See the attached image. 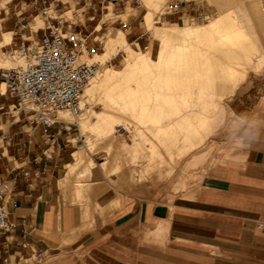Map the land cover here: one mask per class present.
<instances>
[{
    "label": "crops",
    "instance_id": "1",
    "mask_svg": "<svg viewBox=\"0 0 264 264\" xmlns=\"http://www.w3.org/2000/svg\"><path fill=\"white\" fill-rule=\"evenodd\" d=\"M194 2L207 14L214 9L230 10L222 5L223 0ZM130 3L56 0L51 7L58 18L52 24L84 33L88 24L93 33L101 28V17L93 22L100 13L107 10L105 17L111 16ZM40 7L39 1L0 0V57L21 38L36 43L44 25L42 18V25L35 21L41 17ZM71 9L75 20L62 17L71 14ZM186 14H178L179 21L188 19ZM257 15L264 18V10ZM146 30L135 36L138 45ZM118 31L122 30L99 34L100 40ZM4 34L9 39L6 43ZM252 42L263 56L264 50ZM238 103L243 105L241 99ZM14 104V98L0 91V191L12 225L0 232V264L264 263L263 147L247 153L243 167H215L206 173L193 198L176 197L170 203L167 183L160 182L158 190L148 184L119 185L115 178H106L102 167L92 173L99 179L93 183L87 179L84 185H91L83 188L64 177L66 156L71 153L67 165L74 163L77 152H72L71 133L60 131L53 144L46 142L41 126L13 110ZM157 205L165 207L163 216L155 214ZM38 251L43 253L39 262L34 258Z\"/></svg>",
    "mask_w": 264,
    "mask_h": 264
},
{
    "label": "bare ground",
    "instance_id": "2",
    "mask_svg": "<svg viewBox=\"0 0 264 264\" xmlns=\"http://www.w3.org/2000/svg\"><path fill=\"white\" fill-rule=\"evenodd\" d=\"M148 1L149 4L153 3L152 0H144L146 4ZM149 29L154 41L153 48L149 51L142 50L136 42L134 46H131L122 31H118L116 35L103 36L100 40L103 52H94L91 56L84 54L83 59L87 62L94 60V62L104 63L105 55L113 54L117 44L126 48L127 59L124 60L121 68L116 69L112 65H107L88 81L79 97L81 110L77 117L69 111H61L59 114L67 122H76L81 136L89 129L97 131L101 138H104L102 144L107 149H111L110 152L113 148L116 152H121L122 147H131L137 137L142 140L141 136H145L142 138L147 139V143L148 140L150 141L148 159L155 158L154 154L160 151L158 147H162L163 150H161L170 160L173 155L175 157V154H178L175 151L177 153L174 152L175 154L172 155L174 149L170 151L173 146L178 148L177 143L182 144L180 148L183 149H178L182 152L184 150V153L199 143L195 137L201 135L202 130L206 132V129H209L211 124L209 122L214 121L212 116L217 117V114L212 115L217 110L211 113V107H217L219 103L217 99L235 91L239 86L240 78L246 75V65L250 63L253 54L259 52L237 17H233L229 12L219 13L204 24H191L187 20H181L180 23L172 25L153 24ZM3 36V42H8L7 35ZM173 41L177 42L172 43ZM225 45H228L226 49ZM227 48L231 55L223 52L225 50L228 52ZM222 52L227 54L226 64L222 59ZM233 52H235L234 57H232ZM3 57L6 59L4 65L15 64L21 67L26 65L25 59L21 56H12L8 53ZM1 61L3 59L0 57V63ZM0 67L4 66L0 65ZM4 90L5 86L1 84L0 91L4 92ZM95 103L102 105L100 110L93 109ZM123 121L133 124L135 131L133 141L119 143L110 138L114 132L115 123L121 124ZM125 124H121V127L127 129ZM202 139L201 136L198 140ZM192 140L196 142L193 143ZM91 142L87 141L86 144L93 149L97 144ZM142 145L141 147L144 148ZM88 146L87 149H89ZM101 150L103 151L102 148ZM112 152L115 153V151ZM184 153L180 157L184 156ZM108 154L112 155V153ZM116 154L113 156H117ZM118 154L120 157L122 153ZM73 155L74 163L68 164L69 169L85 161L93 164L89 157L87 160L81 158L77 152ZM165 156L163 158L169 163ZM118 159L120 165H117V168L121 167L124 161L126 163L125 159L128 157L124 159L122 156ZM152 161L153 164L163 162ZM101 164L103 172L108 173L109 160L106 159ZM124 167L126 168V165ZM151 168L147 169L153 171L154 169ZM145 170L141 175L139 174L140 177H144ZM151 171L146 173L149 174Z\"/></svg>",
    "mask_w": 264,
    "mask_h": 264
},
{
    "label": "rangeland",
    "instance_id": "3",
    "mask_svg": "<svg viewBox=\"0 0 264 264\" xmlns=\"http://www.w3.org/2000/svg\"><path fill=\"white\" fill-rule=\"evenodd\" d=\"M152 1L153 3L151 2L149 4L148 1V3L146 4L144 0H139V3L136 4L134 3V0H131V3L127 4L125 9H122V7H118L116 11L112 12L111 16H107V17H105V13L107 10H104V13H100L99 17L95 18V20L93 21V22H97L100 17L102 21L101 28H99L98 31H94L93 33L90 32V30H92V25L87 24L86 33L90 32L89 33L90 39L94 42L96 46L95 52L96 53L103 52V46L101 45L99 34L104 35V34H108L112 30L120 29L124 32L125 38L128 41V43H130L131 46H134L135 36L138 35L140 32H142L143 30H146V28L148 31L146 30L147 33L144 36V40L143 41L139 40V47L142 50L149 51L150 49L153 48L154 45V41L151 35V30L149 29L152 27L153 24L161 26L162 24L172 25L181 22V20L179 21L178 14L170 15V16L162 15V13L164 12L165 5L167 4V2L171 0H152ZM197 1L208 3L210 0L209 1L197 0ZM223 1L224 3L222 5L230 7V10H228V8L214 9L212 11H209L207 17H205L204 19L196 18L192 13L189 15L186 14L184 16L187 17L188 19H183V20H187L191 24H204L208 20H211L214 16H216L220 11H227L233 17H236L235 14H237L242 22V25L245 27V30L247 31L251 39L259 46L261 51L264 50V18H259L257 15V11L264 10V0H223ZM214 5L216 6L217 4L215 3ZM74 11H75L74 9H71V14L64 13L62 17L70 20H75L73 17ZM114 12L115 14L116 13H122V14L115 15ZM124 14H126L125 19H123L122 17ZM137 17H141V18H138V20L135 22ZM37 20H39L40 25H42L41 17H37L35 21ZM127 31L129 32L127 33ZM112 35L113 34H109L106 36H112ZM174 42L177 41H173L172 43ZM226 46L228 45H225V49ZM228 50L229 48H227V51ZM225 51L223 52L230 54L229 53L230 51L228 52ZM223 52H222L223 54L222 59L225 62L224 64H226L228 57L227 54H224ZM234 53L235 52L232 53V57H234L235 55ZM242 53L243 52H241V54ZM258 54L259 53L253 54L250 63L246 65V75L240 78L239 87L235 89L234 92H230L229 94L223 96L220 99H217L218 97H216L219 103L217 107H211L212 108L211 113L215 112L216 110L219 113L217 111L213 113L212 115L217 114V117L212 116V118H214V121L209 122L211 123L209 124V129L208 130L206 129V132L205 130L204 131L202 130L201 135H198L199 137L198 136L195 137L196 141L199 142L198 144L195 145V147H192L190 150H187V153H184V150L183 152L181 151L183 148H180L182 144L180 142L177 143L178 148L181 149L180 151L184 153V156L180 157L182 153L179 151L177 146L176 148L175 146H173L171 147L172 149L170 148V151L174 149V151H172V155L178 152L177 154L178 156L175 154L174 157L173 155L172 159H170L172 162L168 159V157H166L167 155L165 154L164 151H162L163 150L162 147L161 148L158 147L160 151L158 150L159 152L158 153L156 152L157 155L155 153L154 155L156 157L155 156L154 157L159 159V157L163 156V154L164 156L166 155L165 158L169 160V163L171 162L170 166L168 161H166L163 158L164 156L159 159L160 161L163 162H160L158 164H156L155 162L156 164L155 166L152 160L155 161H159V160L155 158L150 159V157L148 159L149 155H147L149 154L150 151L149 148L150 141L148 140L147 143V139L146 140L143 139L145 136L144 137L141 136L142 140H140V137H137L135 141H133L134 138L133 132H135L133 128L134 126L133 124H129L128 122L123 121L121 122V124L123 125L126 123L125 125L128 128L124 129L123 127H121L120 123H115L114 132L110 135V138L112 137L111 139L119 143H124L132 140L134 142V145H132L131 147L130 146L122 147L121 150L123 151L121 152H116V150L113 148L114 150L112 149V151H115V153H117L116 154L117 156L115 155L113 156V154L115 153L112 151L110 152L111 149H107V147H104V145L102 144L104 138H101V136L97 133V131L93 129L92 130L89 129L87 130L86 133H84L81 136L79 128L71 129L69 131L72 137L71 141L75 145L72 152L77 151L79 157L84 158L86 160L88 157L91 158L93 164L85 161L86 163L85 162L83 164L78 163L69 169L70 166L67 165V163L72 160L71 157L69 156V154L71 153L69 152L64 160V164L66 168L65 176H64L65 179L68 180L74 186L79 187V185H81L83 188L90 187L91 184L86 186L84 185L85 183H87L86 182L87 179L90 180V183H93L95 182L96 179H99V176L96 177L92 173L95 170H97V168L102 167L101 163L104 160L108 159L109 172L108 173L104 172V175H106V178L109 181H111L112 178H115L116 179V181H114L115 184L117 183L119 185L124 184L126 186L132 184H136V185L140 184L141 186L143 184H148L151 186L152 190H158L160 182L167 183L169 189L167 196H168V200H170L171 203L172 200H174L176 197L193 198L198 193V189L200 187V182L202 178L206 173L211 172L213 168L229 166L231 168L237 169L243 167L245 164L247 153H251L258 148H262V147L264 148L263 146L264 145V105L262 103L264 99V56H258ZM1 58L3 59V61H1L0 65L4 67L16 66L15 64L13 65L6 64L7 66L4 65L3 63L6 61V59L3 56H1ZM104 59H105L104 63H99V61H95L100 64L99 73L107 65H112L114 68L119 69L123 66L125 62L124 60L127 59L126 48L121 44H117L115 46L113 54L105 55ZM92 62H94V60ZM238 99H241L243 101V105H240L238 103ZM101 107L102 105L100 103L93 104V109H95L96 111L100 110ZM218 109L221 110L219 111ZM232 109H234L236 112H234ZM13 110H17V109L13 108ZM204 133L206 135H204ZM203 135L205 137H203ZM201 136L203 138L202 139L203 141L202 140L199 141L201 139ZM87 141L88 142L92 141L93 142V143L91 142L92 144H97L96 146L97 148L94 147L96 150L94 148L93 149L89 148L88 144H86ZM196 141L192 140L193 143H195ZM141 144H143L142 146L144 148L141 147ZM87 146L91 150L87 149ZM101 148L103 149V151L101 150ZM158 148H156V150ZM146 150L149 151L147 152ZM108 153H112V155L111 154L109 155ZM118 153H122L120 154V157ZM159 153L160 154L163 153V154L160 155ZM122 156H124V159L128 157V159H125L126 163L124 161L126 168L124 167L125 166L124 164H123L124 166L121 165V167L124 169H122L121 167L117 168V165H120V161L118 158H121ZM115 160L116 162H118V164L114 162ZM173 162L175 163L172 164ZM146 163L151 165L149 166ZM86 164L88 166H86ZM144 165L147 168L152 167L154 170L152 168L151 169L153 171H151L150 169L148 170L146 167H144ZM143 168L147 169V171ZM143 170H145L146 172L151 171V173L147 174L145 172V175L146 174L147 175L146 176L144 175V177L142 178L140 177V175L143 172ZM69 173H71V175ZM159 173L161 174L159 175ZM217 256L219 255L217 254ZM226 261L227 260H224V264H234L233 262L225 263ZM248 264H252V263L248 262Z\"/></svg>",
    "mask_w": 264,
    "mask_h": 264
},
{
    "label": "built area",
    "instance_id": "4",
    "mask_svg": "<svg viewBox=\"0 0 264 264\" xmlns=\"http://www.w3.org/2000/svg\"><path fill=\"white\" fill-rule=\"evenodd\" d=\"M38 1L41 3L39 13L44 22L40 28L41 34L34 44L21 38L19 44L7 52L12 56L23 57L26 65L0 67V86L4 84L3 93L15 99L13 107L27 115L35 125H40L46 142L53 144L60 131L78 129L75 122L65 121L59 113L69 111L74 117L79 115L80 94L88 81L99 72L100 64L83 59L84 54L91 55L96 51L90 34L80 29H66L59 23L52 24V20L58 18L51 7L56 0H33L35 3ZM134 3L138 4L139 0H134ZM183 13H192L198 19L208 15L196 6L194 0H171L165 5L162 15ZM19 27L24 29L26 24H20ZM56 145L59 146L58 143ZM3 198L0 191V232L12 226ZM42 255L38 251L34 255L35 260L39 262Z\"/></svg>",
    "mask_w": 264,
    "mask_h": 264
},
{
    "label": "water",
    "instance_id": "5",
    "mask_svg": "<svg viewBox=\"0 0 264 264\" xmlns=\"http://www.w3.org/2000/svg\"><path fill=\"white\" fill-rule=\"evenodd\" d=\"M155 214L159 216H163L165 214V207L162 205H157L155 207Z\"/></svg>",
    "mask_w": 264,
    "mask_h": 264
}]
</instances>
